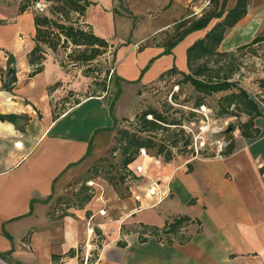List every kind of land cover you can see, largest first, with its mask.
I'll use <instances>...</instances> for the list:
<instances>
[{
    "label": "crops",
    "instance_id": "obj_1",
    "mask_svg": "<svg viewBox=\"0 0 264 264\" xmlns=\"http://www.w3.org/2000/svg\"><path fill=\"white\" fill-rule=\"evenodd\" d=\"M160 1L170 7L158 22L146 15L136 21L102 4L89 6L85 21L94 32L108 47L123 46L106 91L60 107L53 96L69 74L57 51L44 45L43 68L35 73L29 61L38 43L37 10L22 11L20 0H0V256L8 262L83 264L81 243L98 234L89 264H264L263 99L258 102L263 115L254 117L259 133L247 137L239 131L231 153L169 162L163 184L168 194L156 198L142 190L116 197L110 191L104 198L93 187V196L82 205L81 195L69 199L70 189L80 185L74 183L109 153L114 118L117 125L132 119L144 105L146 88L174 65L187 72L188 46L222 18L214 17L165 53L166 46L153 35L177 21L183 0ZM236 1H227L226 9ZM263 24L264 0H250L247 13L227 28L222 42L240 46ZM118 84L121 93L111 114ZM254 88L264 98V86ZM90 183L105 184L96 178ZM151 188L156 191L151 193L161 192ZM180 216L188 219L179 230H163Z\"/></svg>",
    "mask_w": 264,
    "mask_h": 264
},
{
    "label": "rangeland",
    "instance_id": "obj_2",
    "mask_svg": "<svg viewBox=\"0 0 264 264\" xmlns=\"http://www.w3.org/2000/svg\"><path fill=\"white\" fill-rule=\"evenodd\" d=\"M94 1H96V6H92V9L102 4L106 11L130 16L136 21L143 19L146 15L158 22L159 18L164 15L162 11H166L170 7V4L162 7L160 0ZM185 1L186 3H184ZM23 2L36 10L34 5L31 6L32 0H23ZM220 2L221 0H219ZM216 6L217 0H183L180 12L176 13L180 17L167 28H158L153 35L154 39L163 42L166 46L185 30L189 25V20L197 16L195 11L203 14ZM131 8L143 16L139 14L133 16L134 11ZM72 15L76 16L75 14ZM84 25L87 27L86 23ZM254 31L251 36L247 34L246 38L241 40L247 46L241 49L237 48L238 46L230 48L225 41H221L217 47V53L197 58L193 62L194 68L206 62L208 66L213 68V72L221 70V74L228 73L230 80L234 81L237 87L204 94L197 91L190 82L184 81V76L180 72L166 74L156 83H151L146 88L149 93L144 98V105L140 106L137 114L143 109L154 108L161 112L169 122L176 123L166 124L169 126L167 129L149 130L140 134L144 137L151 136L159 143H163L162 151L158 152V146L149 149L142 148L137 158L133 162L131 161L128 166H124L120 148L111 149L115 145V141L109 153L100 157L81 177V181L77 182V180L74 183L80 185H75L70 189L69 199L74 201L77 195L82 197L87 194L88 190L85 189V186L91 189L97 188L99 189L98 196L102 195L104 198H109L108 192L110 191L116 197H125L130 191L137 195L142 190L149 192L150 186H154L153 184H160L163 195H166L168 194L167 189L163 184H167L169 172L166 166L169 162L184 160L193 154L197 156L220 152L226 146L223 145V141L229 139L231 135L235 137L239 134L241 129L237 126L242 120L249 117L245 111L236 108L235 104L229 106L226 96L233 91L239 92L238 87H242L247 89L257 102L264 100L255 92L256 88H254L264 85V38L250 43L256 36L260 34L264 36V24ZM129 41L128 38L123 43L127 44ZM121 44L117 43V47H108L96 59L90 62L86 61V63L81 62V64L71 62L63 47L58 46L57 56L62 59L61 63L69 75L65 80L59 81L57 87L60 91L54 93L53 102H61L60 107H67L86 95L101 91L104 83L109 84V79L113 73L112 69H115L116 62H118L116 58L117 49L123 46ZM72 48L76 47L69 44L68 50H72ZM222 52H229V54L224 55ZM187 72H190L189 68ZM198 102L201 103L198 105ZM260 104L264 109V104L262 102ZM152 117V114L148 115V118ZM117 128H128L136 131L140 128L136 114L130 120H121ZM187 140H190L188 145L185 144ZM168 155H171L169 160L166 158ZM139 165L142 166L141 170L138 169ZM91 178H96L98 182H105V184H92L90 183ZM108 182L110 184H106ZM155 196L158 198L157 194ZM99 239V235L94 234L81 243V249L79 248L78 253L84 260L83 264H89L86 262L85 253L91 248L89 256H92Z\"/></svg>",
    "mask_w": 264,
    "mask_h": 264
},
{
    "label": "trees",
    "instance_id": "obj_3",
    "mask_svg": "<svg viewBox=\"0 0 264 264\" xmlns=\"http://www.w3.org/2000/svg\"><path fill=\"white\" fill-rule=\"evenodd\" d=\"M36 0H32V5ZM48 2L46 12H38L35 14V25L37 26V32L35 39L38 42L36 46L29 52V61L31 64L35 65L33 72L40 71L43 68L42 61L45 57V47L47 45L53 50L57 51L58 46L63 47L68 58L71 62H81L86 63L96 59L100 54L104 53L109 43L100 35L94 32V28L85 21L86 13L88 12L89 6L96 4L94 0H46ZM227 1L229 0H217V6L208 12L203 13L199 17L189 20V25L183 30V32L177 36L175 40L170 41L164 52H169L171 47H173L178 41L182 40L189 33L205 28L211 22L214 17H222L221 20L216 22L212 28H210L206 34L196 39L187 48V58L188 67L190 72L179 70L175 65L169 70L164 72V74L180 72L184 76V81L190 82L197 91L204 94H211L213 92H219L222 90H227L232 87H237L234 81L230 80L228 73L221 74V70L213 72V68L208 66L205 62L199 65L197 68L193 67V62L197 58H203L211 54L217 53V47L224 38V34L227 28L233 26L239 19H241L248 10V4L250 0H237L235 5L229 10L226 9ZM29 7V4L20 0V9L25 10ZM49 13V14H48ZM132 13V12H129ZM75 14L76 16L72 15ZM83 18V19H82ZM87 24V27L84 25ZM264 34V32H263ZM264 38L262 34L253 38L254 43L260 41ZM69 44L74 45L76 48L68 50ZM247 44H242L237 48H243ZM224 55H228L229 52H222ZM208 71V72H207ZM160 77V78H161ZM264 85H261L263 87ZM239 92H231L226 96L228 99V105L231 106L235 104L236 108H240L248 114L246 120H242L237 126L241 129V134L247 137L255 136L259 133L257 127L254 126V117L257 115H263L258 102L249 94L247 89L238 87ZM108 89V84L104 83L102 90L92 95H100L102 92ZM121 93V86L118 84V92L114 95L111 104L110 112L112 110L117 97ZM201 102H198V105ZM242 105V106H241ZM152 114V118H148V115ZM1 117H3L1 115ZM137 123L140 126L136 131H132L128 128H117V121L114 118L113 128L115 129V145L111 149L120 148L122 152V162L124 166H128L131 161L133 162L140 153L142 148H152L158 146V152L162 151L163 143H159L155 138L149 136H141V132L149 130H159L167 129L169 127L166 124L176 123L169 122L165 116L157 109L147 108L143 109L142 112L136 113ZM125 120H130L129 118H124ZM235 127L233 128V130ZM190 143V140L185 142L186 145ZM227 146H224L220 153L229 154L233 151L235 147V137L231 135L227 139ZM90 148V146H89ZM195 155V154H194ZM167 160L171 158L168 155ZM124 178V177H122ZM88 190L87 194L81 197V205L91 199L94 192L91 191L90 187H86ZM89 189H91L89 191ZM188 219L187 216H180L172 222H167L163 227L166 232H176L180 229L183 223ZM146 226H144V229ZM158 229L154 228V232ZM141 239L144 240L143 236Z\"/></svg>",
    "mask_w": 264,
    "mask_h": 264
},
{
    "label": "built area",
    "instance_id": "obj_4",
    "mask_svg": "<svg viewBox=\"0 0 264 264\" xmlns=\"http://www.w3.org/2000/svg\"><path fill=\"white\" fill-rule=\"evenodd\" d=\"M34 5V8L39 12H46V10H47V6H48V2L46 1V0H36L35 1V3L33 4ZM114 69H112V71H113ZM227 144V140H224L223 141V145H226ZM227 146V145H226ZM152 185V184H151ZM154 186H156V187H158V189L161 191V192H159V193H151L150 192V189H149V193L150 194H153V195H155V194H157V195H159V197L160 196H162V190L160 189V184H153ZM154 186H150V188L151 187H154ZM89 245V244H88ZM90 251H91V248H89L88 249V251H86V253H85V258H86V262H88V260H89V257H91V256H89V254H91L90 253ZM0 264H12L11 262H8L7 260H5L2 256H0Z\"/></svg>",
    "mask_w": 264,
    "mask_h": 264
},
{
    "label": "water",
    "instance_id": "obj_5",
    "mask_svg": "<svg viewBox=\"0 0 264 264\" xmlns=\"http://www.w3.org/2000/svg\"><path fill=\"white\" fill-rule=\"evenodd\" d=\"M14 72L11 71L9 74H8V77H7V81H6V85H8L12 79V76H13Z\"/></svg>",
    "mask_w": 264,
    "mask_h": 264
},
{
    "label": "bare ground",
    "instance_id": "obj_6",
    "mask_svg": "<svg viewBox=\"0 0 264 264\" xmlns=\"http://www.w3.org/2000/svg\"><path fill=\"white\" fill-rule=\"evenodd\" d=\"M150 191H152V192H156V191H155L154 189H152V188L150 189Z\"/></svg>",
    "mask_w": 264,
    "mask_h": 264
}]
</instances>
